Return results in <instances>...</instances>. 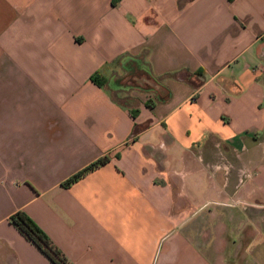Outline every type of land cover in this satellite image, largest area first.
<instances>
[{
    "label": "crops",
    "instance_id": "0c3cea01",
    "mask_svg": "<svg viewBox=\"0 0 264 264\" xmlns=\"http://www.w3.org/2000/svg\"><path fill=\"white\" fill-rule=\"evenodd\" d=\"M259 66L264 0H0V264H53L17 210L68 264H264Z\"/></svg>",
    "mask_w": 264,
    "mask_h": 264
},
{
    "label": "trees",
    "instance_id": "16d2710c",
    "mask_svg": "<svg viewBox=\"0 0 264 264\" xmlns=\"http://www.w3.org/2000/svg\"><path fill=\"white\" fill-rule=\"evenodd\" d=\"M93 81L99 79L98 74L91 76ZM102 81V80H101ZM98 84H101L98 80ZM132 114H136V110L132 111ZM108 161L106 156L100 157L97 160L91 162L81 170L72 174L69 178L61 183V186L68 187L85 174L93 169L103 165ZM9 223H11L27 240L32 242L53 264H68L61 252L49 239L47 234L39 228V226L25 213L23 210H17L9 216Z\"/></svg>",
    "mask_w": 264,
    "mask_h": 264
},
{
    "label": "rangeland",
    "instance_id": "374dc122",
    "mask_svg": "<svg viewBox=\"0 0 264 264\" xmlns=\"http://www.w3.org/2000/svg\"><path fill=\"white\" fill-rule=\"evenodd\" d=\"M131 64V63H130ZM139 71L134 67L131 66L128 69H120L118 72H115L112 74V77L114 78L112 82L109 83V86L111 88H116V87H125V86H132V85H137L136 82L137 80L134 78ZM145 82H141L140 84L143 85ZM120 94V93H119ZM120 98H123V95H119ZM125 98V97H124Z\"/></svg>",
    "mask_w": 264,
    "mask_h": 264
},
{
    "label": "built area",
    "instance_id": "2783aa9c",
    "mask_svg": "<svg viewBox=\"0 0 264 264\" xmlns=\"http://www.w3.org/2000/svg\"><path fill=\"white\" fill-rule=\"evenodd\" d=\"M259 69L264 73V66L263 67L259 66Z\"/></svg>",
    "mask_w": 264,
    "mask_h": 264
}]
</instances>
